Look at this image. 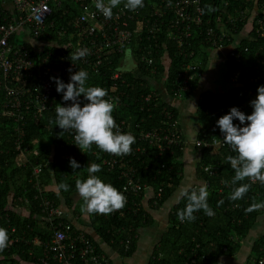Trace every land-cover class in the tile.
<instances>
[{"label": "trees", "instance_id": "16d2710c", "mask_svg": "<svg viewBox=\"0 0 264 264\" xmlns=\"http://www.w3.org/2000/svg\"><path fill=\"white\" fill-rule=\"evenodd\" d=\"M60 1L62 2L60 5H53L54 11L49 19L71 29L69 23L76 14L77 7L73 0ZM146 4L150 7V11H154L152 4ZM201 9L202 22L192 26L190 35L184 38L185 42L181 46H178L170 35L171 12L157 19L161 23L160 29L156 31L157 43L146 37L145 29L148 28L142 26L140 31L134 33L136 35L130 43L131 54L137 60V64L131 70L122 69L118 79L112 78V74L121 64L124 55L122 52L109 50L97 64L96 70H92L90 64L86 65L89 86L102 87L108 94L116 84L118 91H122L125 100L123 102L126 105L116 106L113 115L118 120L120 118L126 120L125 128H136V122H139L140 128L143 129L163 123L164 117L161 111L167 103L158 91L163 86L165 91L171 92V88L176 83L175 75L183 62L199 63V73L192 81L190 89L183 93L187 94L196 89L210 51L216 48L207 41L206 31L209 27L218 31L225 30L229 34V39L221 43V48L232 46L240 50L242 61L239 66L242 69L251 70L252 66L257 65L261 70L258 82L246 85L252 89V100L256 98L257 87L264 85V31L259 32L256 23L259 17L264 16V0H201ZM5 12L0 0V21L3 20ZM142 12L146 14L145 9ZM150 15L156 17L152 13ZM135 24L131 22L129 27L134 29ZM47 30L48 33H42L43 35L41 34L37 40L41 42L44 37H50L49 40L52 39L53 42L49 45V49H57L66 41L64 35L58 34L55 28L48 27ZM9 41L19 44L23 42V45L27 44L31 47V43L23 41L19 34L11 35ZM149 44H153L150 52L153 57L151 65L139 59L141 52H146ZM28 50L33 53L31 49ZM164 54L169 57V64L163 61ZM151 69H154L153 73ZM225 75H227V65ZM238 86L231 84L225 91H201L196 109L199 125L197 136H200L202 128H208L211 123H216L220 116L226 114V111L219 113L206 111V105L231 102ZM148 92H151L152 97H158L157 105L152 103L146 105L143 101V96ZM56 93V104H58L62 93L57 91ZM1 98L2 91H0V104ZM78 99L81 105L87 102L83 95ZM56 104L47 109L37 123L31 118L25 120L20 148L15 144L17 137L15 122L9 115L1 113L0 107V227L7 229L12 236L19 237V240L0 251V264L34 261L32 259L34 256L29 250L35 255L41 254L43 245L39 242L49 240L58 222H69L71 225L69 233L81 232L73 225L71 219L72 213L82 209L84 204L76 191L75 180L88 177L89 163L100 164L102 170L96 175L124 194L121 190L125 180L120 173L122 166L106 164L104 158L111 154L103 152L95 144L85 152L80 151L78 157H71L80 165L75 170L69 165L70 157H60L61 145L69 141L71 133L70 130L62 131L58 125L50 123L56 119ZM169 107L177 115L175 107L173 105ZM137 143L138 141H135L131 154L127 155V164L135 168L134 176L152 187L153 193L158 187H162L156 204L152 203L153 198H151V205L157 207L173 195L179 186L181 187L184 147L182 144L159 151L155 145L143 142L145 147L139 151L135 148ZM198 151L199 155L195 163V181H197L195 186L198 187L200 183L207 184L208 203L215 214L210 217L201 210L194 213L195 221L181 222L177 212L184 208L187 201L186 198L177 200L170 208L167 225L159 241L154 245L148 264L183 263L194 252L206 255V261L202 264H223L221 260L223 257L234 256L239 252L244 238L255 225L258 216L264 212V209L245 212L253 202L264 201V185L259 182L252 184L243 199L229 200L233 188L231 180L235 173L225 158L228 155H236L229 145H220L216 148L203 147ZM39 161L46 164L35 176L32 172L33 167ZM207 165L216 167L209 172V169L205 168ZM35 181H38L39 187L34 185ZM224 181H228V184ZM62 182L69 185L68 191L58 192L57 186ZM143 192L140 196L128 194L126 204L121 209L123 212L119 210L109 215L88 214L95 234L123 255L132 253L139 228L153 221L148 208L141 202ZM43 198L49 200V204L45 205L46 208L43 206ZM220 201L223 202L219 203ZM77 202L79 203L76 204ZM51 207L61 208L62 215H49L48 210ZM70 211L72 213L69 214ZM82 233L93 241L98 251L103 252L91 233L83 231ZM35 237L38 242L33 241ZM126 239L129 240L127 247H125ZM261 256H264V233L255 238L246 259ZM53 263L49 261V264Z\"/></svg>", "mask_w": 264, "mask_h": 264}, {"label": "built area", "instance_id": "2783aa9c", "mask_svg": "<svg viewBox=\"0 0 264 264\" xmlns=\"http://www.w3.org/2000/svg\"><path fill=\"white\" fill-rule=\"evenodd\" d=\"M74 1L78 3L81 10L69 23L71 29H68L64 24H55L53 19H49L54 11L53 5H60L62 3L60 0H10L13 10L6 11L3 20L0 21V91H2L0 107L1 113L9 115L15 122L14 129L17 132L15 144L18 148L21 147L25 120L31 118L34 123H37L44 112L53 107L57 101L56 84L52 79L53 77L64 76V83H68L70 79L69 69L74 73L80 69L86 70V65L90 64L92 70H96L97 64L101 62L103 55L107 54L109 50L113 49L124 54L127 50L132 51L131 40L136 35L134 33L140 31L142 26L148 28L145 29L146 37L155 42L156 31L161 27V23L157 19L167 12L172 13V18L169 20L170 35L178 46H181L185 42L184 38L190 35L192 26L202 22L201 0H143L144 7L135 11L126 9L122 2L113 9V15L110 19L105 18L95 8L96 0ZM146 3L152 4L154 11H150V7ZM143 9L146 10V14L142 12ZM150 13L156 17L151 16ZM131 22L136 23L134 29L129 27ZM256 23L257 30L263 32L264 16L259 17ZM48 27L55 28L58 34L64 35L66 39L57 49L38 50L33 54L29 52L27 46L9 41L10 36L21 29H27L33 37L39 38L42 33H48ZM206 34L207 41L216 48L221 47V43L229 39V34L225 30L218 31L212 27L207 29ZM79 48H86L88 55L73 63L71 55ZM146 49V52H141L139 59L147 65H151L153 57L150 52L153 49V44L147 45ZM122 60L119 68L112 74L114 79L121 76V70L124 68ZM225 60L227 80L232 85H239L232 99L233 102L225 105H206V110L215 113L223 110L228 113L231 107H237L246 115L251 114L250 101L253 92L246 85L258 82L261 77V70L257 65L252 66L251 70L242 69L239 66L242 61L241 51L232 46L227 47ZM198 70V62H183L175 75L176 83L171 88V95L178 97L184 91H188L196 74L199 73ZM115 91H118L116 84L112 86L111 92L105 98L113 101L119 107L124 103L123 93L120 90ZM157 99V96L152 97L151 92L143 96L146 105L151 103L157 105L159 102ZM70 103L71 101H64L61 98L59 104L67 106ZM161 113L164 117L163 123L147 129L140 128L139 122L135 123L136 128H125L126 120L124 118L118 120L113 113L112 115L122 132H130L135 136V141H138L135 148L139 151L145 147L143 142L155 145L159 151L184 144L181 127L178 125L169 104L163 106ZM233 123L239 125L240 122L238 119H234ZM69 130L71 136L65 145H61L60 157H78L80 154V148L74 144L75 131ZM194 144L198 149L225 145L223 133L220 132L217 124H212L208 130L203 129L200 136L195 138ZM127 157V155L116 156L111 154L104 158V162L110 166L114 164L122 166L120 173L125 180L121 190L124 192L126 200L128 194L131 196L142 195V191L147 187V184L134 176L135 168L127 164ZM45 164L46 162L43 161L35 164L32 171L35 176ZM215 167L206 166L209 172H212ZM34 185L39 187L38 181H35ZM155 191L152 197L153 204H156L161 195L162 187H158ZM47 204H49V200L43 198L45 208ZM62 213L63 211L59 207H51L48 210V214L52 216L62 215ZM70 228L69 222H58L49 240L39 242L43 245L41 254L35 255L29 250V253L34 256L32 258L34 261L24 260L21 261V264H49V261H53V264H109L108 256L104 252L98 251L93 241L86 234L81 232L69 233ZM9 238V244L19 240V237L12 236L11 233H9ZM33 241L38 242L39 240L35 237ZM125 243V247H127L129 240L126 239ZM205 261V254L194 252L183 263L174 264H202ZM239 264H264V256L248 258Z\"/></svg>", "mask_w": 264, "mask_h": 264}, {"label": "clouds", "instance_id": "9594fccd", "mask_svg": "<svg viewBox=\"0 0 264 264\" xmlns=\"http://www.w3.org/2000/svg\"><path fill=\"white\" fill-rule=\"evenodd\" d=\"M122 2L130 11L144 7L143 0H107V3L105 0H96L95 8L105 18L110 19L113 9ZM86 55L88 50L79 48L72 53L71 61L74 63ZM69 72L68 83H64L58 77L52 78L56 84V91L63 93L62 99L71 103L67 106L56 104V119L50 123L58 125L62 131L74 130V144L82 152L91 149L95 144L103 152L112 155H130L135 136L130 132H122L116 124L112 115L116 105L105 98L107 90L99 86H89L86 70L80 69L73 73L69 69ZM81 95L87 101L83 105L78 99ZM250 104L251 114L246 115L237 107H231L228 113L220 116L216 121L220 132L223 133V142L236 153L234 156L228 155L225 158L235 173L231 180L233 188L228 197L231 201L243 199L252 184L259 182L264 185V85L257 87L256 98L251 100ZM192 105L196 108L194 104ZM234 119H238L239 125L233 123ZM69 165L73 170L80 167L79 163L71 157ZM101 170L100 164L89 163L88 177L75 180L76 191L84 202L82 211L88 214L109 215L123 209L126 204V196L121 191L96 175ZM245 180L249 182H244ZM224 183L228 184V181ZM57 190L58 192L59 190L68 191L69 185L62 182L57 186ZM208 197V186L205 183H200L198 187L192 185L182 187L178 192L177 200L186 198L187 202L184 208L177 212L179 220L193 222L196 219L194 213L201 210L205 215L213 216L215 213L209 206ZM261 209H264V201L253 202L245 209V212ZM9 243L8 230L0 227V251L6 249Z\"/></svg>", "mask_w": 264, "mask_h": 264}, {"label": "crops", "instance_id": "0c3cea01", "mask_svg": "<svg viewBox=\"0 0 264 264\" xmlns=\"http://www.w3.org/2000/svg\"><path fill=\"white\" fill-rule=\"evenodd\" d=\"M73 2L77 7L76 14H78L81 9L78 3H76L74 0ZM1 3L5 11H10L12 9L10 0H1ZM74 16L72 17L71 21L73 20ZM55 24L57 23L55 22ZM15 34H19L20 38L26 43H31L30 45L31 47H29L25 43L24 44L29 49H31L33 53H35V51H38V50L40 51L48 50L49 45L53 42L52 39L49 40L50 37H46V38L44 37L41 42H38L37 38L33 37L27 29H21L20 31H17ZM22 43L23 42H21V44ZM226 51H227V47H224V49L219 47V48H215L214 50H211L209 58L201 73V77L198 80L196 89L193 90L192 92H189L187 94L185 93L186 95L183 93L181 96L173 97L170 93V90L169 92L165 91L163 86L162 88H159L160 91L158 92L160 93L164 101L169 105H173L177 111L176 113L177 115H175V112H174V117L178 125L181 127L182 137L184 140V144H183L184 153L182 156V159L184 162V172H183L182 183L180 184L181 187L179 186V189L173 195H171L163 204H160L157 207H153L151 205V198L153 197L152 187L147 186L145 188L143 192V197H141V202L144 206L148 208L149 213L153 217L152 218L153 221L150 224L139 228L137 232L138 234L136 236L137 238H136L135 247L132 253L123 255L119 253L115 248L105 243L97 234H95L94 228L89 222L88 213L82 211L81 208L79 209V211H76V213H72V211L68 212L69 214L72 213L71 219H72L73 225L77 229L81 230V233L83 231V232L91 233L93 235L94 239L98 242L102 251L108 256L109 264H148L150 257L152 256L154 245L156 244L157 241H159L161 234L165 230V227L168 222L167 219H168L170 208L177 201V195H178L179 190L182 187H185L187 185L195 186V183L197 182L195 181V163L199 155L198 148L194 144V141H195V138L197 137V133L199 129L198 118H197V113H196L197 101H198L201 91L203 90L225 91L231 85V83L227 80V76L225 75V69H226L225 53ZM162 58L165 64H169V57L167 56V54H164ZM133 59L134 58H133V55L131 54V51L127 50L126 53L123 55V60H122L124 69L131 70L132 68L135 67V65L137 64V60L134 63L132 62ZM207 69L209 70L207 71ZM153 72H154V69H151V73ZM211 75H212V78L210 77ZM215 76H216V79H221L223 80V82L216 84L213 81L214 80L213 78ZM59 79L65 82L64 76L60 77ZM232 102L233 100L229 103H232ZM191 103L194 104L196 108H194ZM225 104L226 103L220 104V105H225ZM121 105H126V104L122 103ZM210 106H213V105H210ZM206 111H211V110H206ZM222 111H219V112H222ZM219 112H216V113H219ZM212 124H216V123H211L208 128H202V130L203 129L208 130ZM190 148H191V152L188 151L190 150ZM187 161L194 163L193 166L191 165L189 169H187V163H186ZM186 178H188V182L185 181ZM79 202H77L76 204H78ZM76 204H75V209L77 208ZM263 220H264V212H262L258 216V219H257V221L260 222L259 224L262 225V228L258 227V230L261 229L260 232H258L257 229H255L256 231L253 232L250 238L249 236L251 234L248 235L250 233L249 232L247 234L248 236H246L242 242V245H241L242 249L236 254V256L223 257L221 259L223 264H239L242 261L244 262L246 260L253 241L259 235L264 233ZM257 221H256V224H258ZM235 259H238V261L236 262Z\"/></svg>", "mask_w": 264, "mask_h": 264}, {"label": "rangeland", "instance_id": "374dc122", "mask_svg": "<svg viewBox=\"0 0 264 264\" xmlns=\"http://www.w3.org/2000/svg\"><path fill=\"white\" fill-rule=\"evenodd\" d=\"M19 40H20V39H19ZM210 53H211V51H210ZM208 70H209V69H207V71H208ZM210 77L212 78V75H211ZM213 79H214L213 81H214L216 84H219L220 82H223V80H221V79H216V76H215ZM188 151L191 152V148H190V150H188ZM191 154H193V153H191ZM186 159H187V158H186ZM188 160H189V159H188ZM191 161H192V160H191ZM186 163H187V169H189V168L191 167V165L193 166V164H194L193 162H188V161H187ZM185 181L188 182V178H186ZM184 184H185V183H184ZM257 222H258V221H257ZM263 222H264V220H263ZM259 223H260V222H258V224L255 223V225H253V227L250 229V233H249L248 235H250V234H251V235L249 236V238L252 236L253 232L256 231L255 229H257V231L260 232L261 229L258 230V227L262 228V225H260ZM254 227H255V228H254ZM251 232H252V233H251ZM248 235H247V236H248ZM241 249H242V246L239 248V251H240ZM234 256H236V255H234ZM235 260H236V262L238 261V259H235Z\"/></svg>", "mask_w": 264, "mask_h": 264}, {"label": "water", "instance_id": "95a60500", "mask_svg": "<svg viewBox=\"0 0 264 264\" xmlns=\"http://www.w3.org/2000/svg\"><path fill=\"white\" fill-rule=\"evenodd\" d=\"M132 62H134V63H135V62H136V60H135V59H133V60H132Z\"/></svg>", "mask_w": 264, "mask_h": 264}]
</instances>
